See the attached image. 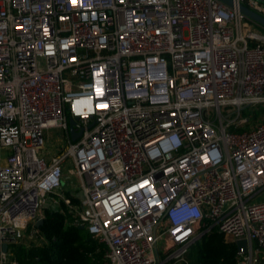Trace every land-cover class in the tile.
I'll use <instances>...</instances> for the list:
<instances>
[{"label":"built area","instance_id":"built-area-1","mask_svg":"<svg viewBox=\"0 0 264 264\" xmlns=\"http://www.w3.org/2000/svg\"><path fill=\"white\" fill-rule=\"evenodd\" d=\"M233 3L0 0V264L47 242L48 211L105 247L98 264H181L213 228L260 264L264 25L240 5L264 1ZM57 128L69 145L48 153Z\"/></svg>","mask_w":264,"mask_h":264},{"label":"trees","instance_id":"trees-1","mask_svg":"<svg viewBox=\"0 0 264 264\" xmlns=\"http://www.w3.org/2000/svg\"><path fill=\"white\" fill-rule=\"evenodd\" d=\"M40 229L48 238L46 245L13 246L14 257L20 264H98L103 261L105 247L86 228L68 225L62 213L48 211ZM189 251L192 264H237V245L216 228L205 232Z\"/></svg>","mask_w":264,"mask_h":264},{"label":"rangeland","instance_id":"rangeland-1","mask_svg":"<svg viewBox=\"0 0 264 264\" xmlns=\"http://www.w3.org/2000/svg\"><path fill=\"white\" fill-rule=\"evenodd\" d=\"M262 108H258L257 110H255V108H253L254 111V114H253V123H256L258 121H260L261 119H263L264 117V111L261 110ZM236 108L233 107V106H225V107H222V112L224 114H232V116H235L234 112H235ZM211 111L214 112V109H211ZM216 111V110H215ZM217 112V111H216ZM252 113V109L251 108H247L245 107L243 109V114H251ZM256 113H258V116L256 117ZM51 138L48 136L46 137L47 139V143H46V151L48 153H56L60 147H65L67 145H69V141H68V138H66L64 132L62 131V129H52L51 131ZM62 136L64 137V139H62ZM6 155V152L3 151L2 152V156H5ZM74 181V180H73ZM74 182H78L77 180H75ZM76 192L74 193L75 196H78V197H81L82 195V191L79 187H77V189L75 190ZM228 241H231L232 238L231 236H227L225 237ZM47 239V242L42 244V245H39V246H43V245H46L48 243V238ZM232 242V241H231ZM34 246H38L37 243L34 244ZM190 252V251H189ZM189 252L187 253V255L185 256V259L184 261L181 263V264H192V261L190 260L189 258ZM238 264V263H237ZM260 264H262V260L260 262Z\"/></svg>","mask_w":264,"mask_h":264},{"label":"water","instance_id":"water-1","mask_svg":"<svg viewBox=\"0 0 264 264\" xmlns=\"http://www.w3.org/2000/svg\"><path fill=\"white\" fill-rule=\"evenodd\" d=\"M221 1L225 2L226 4H228L230 6H233L234 5L233 0H221ZM261 1H264V0H261ZM240 10L245 15L249 16L250 18H252L255 21H257V22L261 23L262 25H264V16L260 15L259 13H257L254 10H252L251 8L247 7L244 4H241L240 5ZM69 124H70L71 139L73 141H75V140L78 139V137L81 136L82 130L80 129L79 131H76L75 128L78 127L79 125H78L76 119H74L72 117L69 118ZM43 223H44V220L42 219V220H39L37 222V225L38 226H41ZM245 244H246L245 240H239V241H237L238 248L244 246ZM2 247H3V251H7L8 244L5 242Z\"/></svg>","mask_w":264,"mask_h":264},{"label":"crops","instance_id":"crops-1","mask_svg":"<svg viewBox=\"0 0 264 264\" xmlns=\"http://www.w3.org/2000/svg\"><path fill=\"white\" fill-rule=\"evenodd\" d=\"M0 163H3V159L0 160ZM94 239H95V238H94ZM22 244L26 245L27 247L34 246L33 243H27V244L22 243ZM37 245H38V244H37ZM38 246H39V245H38ZM261 260H262V264H264V255L262 256Z\"/></svg>","mask_w":264,"mask_h":264}]
</instances>
